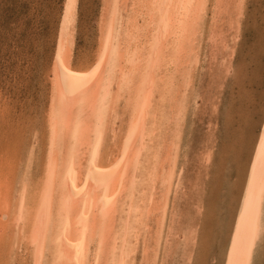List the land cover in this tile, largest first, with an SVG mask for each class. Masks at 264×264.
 I'll use <instances>...</instances> for the list:
<instances>
[{
    "label": "bare ground",
    "instance_id": "1",
    "mask_svg": "<svg viewBox=\"0 0 264 264\" xmlns=\"http://www.w3.org/2000/svg\"><path fill=\"white\" fill-rule=\"evenodd\" d=\"M103 2L106 17L102 16V27L99 26V50L88 69L75 70L71 62L79 0H65L59 22L46 121L43 167L47 178L40 193L25 196L23 191L17 210L10 209L18 232L26 234L32 245V264H159L161 252L157 246L164 236L168 198L178 187L176 164L180 122L185 112L182 101L175 102L172 96L177 93L178 73L184 74L183 82L188 78L185 73L192 61V43L197 40L210 1ZM221 2L214 0V12ZM122 99L127 107L125 131L123 134L119 130L123 136L118 154L106 162L101 156L103 142ZM164 147L167 151L161 158L158 153ZM258 153L244 179L228 240L216 264H254L257 252H262L264 144ZM26 184L30 187V182L22 187L28 192ZM156 190L160 191V202L155 198ZM149 214L161 215L154 233L149 232ZM193 226L187 227L188 242L185 238L187 244L180 247L182 264L193 263ZM165 229L168 232L169 228ZM140 239L142 257L137 261ZM149 240L154 244L150 246ZM172 253L170 264L176 255Z\"/></svg>",
    "mask_w": 264,
    "mask_h": 264
},
{
    "label": "rangeland",
    "instance_id": "2",
    "mask_svg": "<svg viewBox=\"0 0 264 264\" xmlns=\"http://www.w3.org/2000/svg\"><path fill=\"white\" fill-rule=\"evenodd\" d=\"M103 1L79 0L71 58L75 70L88 69L96 60L102 16L106 15ZM209 1L197 40L192 43L193 62L185 73L188 78L183 82L184 74L178 73L177 93L172 96L175 102L182 101L185 112L180 122L176 164L178 187L169 195L164 236L157 246L161 252L157 258L163 259L164 264H170L172 251L176 253L173 264H182L181 248L188 242L187 227L192 224L196 244L192 246L195 248L192 264L218 263L235 218L244 179L264 144V0H222L216 12L212 9L214 0ZM64 5L65 0H0V264H32V245L26 234L18 232L10 209L17 210L23 191L25 196L40 193L39 188L47 178L43 167L48 138L46 121L53 55ZM124 102L122 99L116 108L117 116L103 142L101 156L106 162L115 158L121 146L127 122ZM164 148L158 153L161 158L167 151ZM25 182H30V187L26 184L28 192L22 187ZM155 193L160 202V191ZM160 217L149 216L150 233L156 232ZM165 228H169L168 232ZM168 234L172 236L169 238ZM151 241L150 246L153 240L147 242ZM142 242L136 253L137 261L142 257ZM259 248L262 252H257L254 262L264 264V243Z\"/></svg>",
    "mask_w": 264,
    "mask_h": 264
},
{
    "label": "crops",
    "instance_id": "3",
    "mask_svg": "<svg viewBox=\"0 0 264 264\" xmlns=\"http://www.w3.org/2000/svg\"><path fill=\"white\" fill-rule=\"evenodd\" d=\"M262 243H264V242H262ZM262 245V244H261Z\"/></svg>",
    "mask_w": 264,
    "mask_h": 264
}]
</instances>
